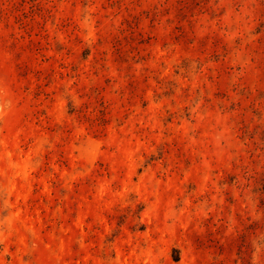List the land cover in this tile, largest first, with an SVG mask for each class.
Segmentation results:
<instances>
[{
  "label": "rangeland",
  "instance_id": "1",
  "mask_svg": "<svg viewBox=\"0 0 264 264\" xmlns=\"http://www.w3.org/2000/svg\"><path fill=\"white\" fill-rule=\"evenodd\" d=\"M0 264H264V0H0Z\"/></svg>",
  "mask_w": 264,
  "mask_h": 264
}]
</instances>
